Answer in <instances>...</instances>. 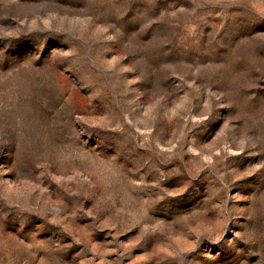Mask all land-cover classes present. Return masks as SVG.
Here are the masks:
<instances>
[{
	"label": "rangeland",
	"instance_id": "obj_1",
	"mask_svg": "<svg viewBox=\"0 0 264 264\" xmlns=\"http://www.w3.org/2000/svg\"><path fill=\"white\" fill-rule=\"evenodd\" d=\"M0 264H264V0H0Z\"/></svg>",
	"mask_w": 264,
	"mask_h": 264
}]
</instances>
